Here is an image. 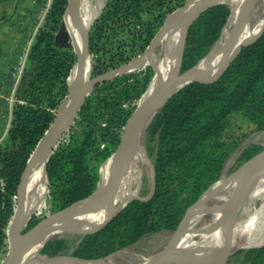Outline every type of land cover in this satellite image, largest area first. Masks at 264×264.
I'll return each mask as SVG.
<instances>
[{
  "label": "trees",
  "instance_id": "obj_1",
  "mask_svg": "<svg viewBox=\"0 0 264 264\" xmlns=\"http://www.w3.org/2000/svg\"><path fill=\"white\" fill-rule=\"evenodd\" d=\"M184 1L108 0L89 35L91 49L97 41L105 44L109 40L121 48L127 44L125 34L132 42L144 31L148 44L166 15ZM66 6L67 0H52L42 25L32 37L14 92L10 123L0 139V262L7 252V226L14 212L21 175L56 109L69 93L76 57L60 37L63 29L59 25ZM230 11L228 4H219L193 22L185 42L183 68L194 66L220 43ZM186 58L193 60L186 63ZM109 79L97 82L95 87L110 83ZM237 112L253 124L252 131H264V30L250 39L230 64L217 65L174 94L152 115L149 128L154 139L151 152L155 189L148 200H132L111 221L82 233L77 243L67 249L62 241L48 240L40 253L85 259L110 253L115 256L148 233L176 229L199 196L219 180L234 151L237 156L230 172L264 149L255 143L240 148V143L226 138L229 118ZM87 153L88 144L83 141L64 155L55 151L47 159V178L50 187L57 189L52 196L58 212L96 187ZM62 158L69 166L64 174H60ZM40 221L33 217L25 230ZM227 260L226 264H264V243L249 245L246 241V246L231 252Z\"/></svg>",
  "mask_w": 264,
  "mask_h": 264
},
{
  "label": "water",
  "instance_id": "obj_2",
  "mask_svg": "<svg viewBox=\"0 0 264 264\" xmlns=\"http://www.w3.org/2000/svg\"><path fill=\"white\" fill-rule=\"evenodd\" d=\"M229 1L231 0H185L179 7L174 9L165 17L161 27H159L149 41L144 55L132 59L119 67L113 68L95 77L94 79H91L90 72L86 77L88 65H91V62L89 64V53L87 50L88 30L81 16V1L68 0V11H70L78 31L82 34V38L81 40H78L75 33H73V31H67L66 27L61 31L60 37L75 54L76 63L72 72H75V80L80 84L81 92L78 97H76L73 108L64 118H61L60 111L63 103L59 106L54 120V122L57 121L56 125H53L54 122L50 124L49 128L37 143L18 184L17 194L15 196L17 203L16 207L19 209L23 208V192L26 179L30 176L31 171L38 162L46 144L49 141L54 140V144L52 145L53 149L61 132L73 121L85 97L90 93L97 82L109 77L112 78L119 72H123L130 67H135L143 62H146L153 68L158 78V84L150 94L144 96L142 101L128 118L124 126L119 146L112 155V168L108 178L106 180H102L98 185H96L95 189L84 198L75 202L61 212L57 211L56 215L41 220L39 223L27 230H24L23 228L29 223L32 216H25L22 221L16 222L14 212L7 226V252L0 264H31V261H29L31 258L25 259L23 256L33 245H38V249L35 251L33 257L41 256L43 259L41 262H44L45 264H118L114 259L113 253L98 258L85 259L68 254L48 256L46 254H41L40 249L49 238L61 232L85 233L90 229L105 225L132 200L138 199L146 201L153 195L155 189V168L146 156L151 168L152 176L149 194L145 197L134 195L128 197L123 202H116L119 188L131 158L137 150L141 148L142 132L147 122L150 120L152 115L174 94L208 73L213 68L215 58L218 55L221 56L219 66H226L230 64L237 57L242 47L250 39L264 30L263 18L261 24L256 28V31L251 36L240 40V36L245 30V27L252 28L250 15L256 2L258 1L246 0L239 18L233 26V31L224 41H222L221 38L219 47L203 56L191 68L181 72L185 42L188 30L193 22L207 9L219 4H227ZM173 22L180 24V30L169 51L168 71L164 76L153 59V52ZM203 61L207 62V67L201 66ZM20 77L21 74L18 77L16 86ZM44 171L48 187L46 166ZM263 178L264 149L260 150L245 161L230 177L216 181L199 196L196 202L183 215L175 230L171 245L164 252L136 264H173L177 262L184 264H224L231 253L233 233L239 212ZM232 184L234 185L230 196L223 200L221 204L216 205L209 203L210 199L213 198L214 193L225 190ZM102 209L107 210V214L98 222H92L88 219H83L80 216L81 212L91 213ZM218 210H221V214L217 221V226L222 229L223 232L222 243L219 246L215 248H187L179 245L180 239L189 231L190 223L197 214L205 216Z\"/></svg>",
  "mask_w": 264,
  "mask_h": 264
},
{
  "label": "rangeland",
  "instance_id": "obj_3",
  "mask_svg": "<svg viewBox=\"0 0 264 264\" xmlns=\"http://www.w3.org/2000/svg\"><path fill=\"white\" fill-rule=\"evenodd\" d=\"M40 1L42 7L38 15L39 17L36 21L37 23H35L34 25L36 27V31L42 25L44 21V18L42 19V16L46 14L47 11H49L48 9L50 8L52 2V0ZM80 1L81 15L85 19L84 24L88 30L87 50L89 53L88 57L91 61V79H94L95 77L113 68L127 63L125 61L127 58V61H129L144 55L146 47L148 45L147 43H145V37L147 36L145 31L143 33H139V36L141 37L133 40L132 42L128 40L127 34H125V36L122 35L123 37H125L124 41H126L127 44L121 48L118 47L116 42H111V40H109L110 42L108 41V43L105 44L103 42L97 41L94 48L91 49L89 44V35L93 32L95 23L103 13L108 0ZM227 4L232 11L230 15L231 18V16L233 15V3L232 1H229V3ZM67 13L68 0L67 6L65 7L61 18V23L59 25L61 29H64L66 27V24L68 25V23H66ZM263 17L264 0H258L250 15L251 27L255 28ZM232 31L233 26L230 24L229 19L223 28L221 37L222 41H224L226 39L225 37H227V35H229ZM110 35L112 36V34ZM33 36L29 37L27 43L28 46ZM169 43V38H164L163 41H160L155 47L153 57L157 58L159 62ZM219 44L220 43L214 46L212 51L216 50L219 47ZM120 53H122V56L119 55ZM120 56L124 60H121ZM192 60V58H186V63H190ZM184 61L185 58L183 53L181 72L188 69L183 68ZM154 74L155 72L153 68L148 65V63L143 62L142 64H139L135 67H130L123 72L117 73L108 80V82L110 83H107L100 87L94 86L90 93L85 97L73 121L61 132L59 138L55 142L53 149L51 148L52 152L50 150L51 155L49 156H52L55 151L64 155V153L67 152L69 148L75 145L79 146L81 143H83V141L87 142L88 168L96 179V185H98L103 180V178H105V172L111 167L112 155L119 146L124 126L131 113L139 105V103L144 98L147 90L150 88V85L154 78ZM13 92L11 93V96L13 95ZM65 99L61 102V104L65 101ZM9 102H11V97L9 98ZM58 109L59 107L55 111V116L52 123L56 118ZM149 122L150 120L147 122L143 129L140 149L145 152L148 159L152 162L153 155L151 151H153L154 149V139L152 137V131L149 128ZM252 129L253 124L245 116L237 112L230 116L225 136L231 142L236 141L240 143V148L248 145L249 143H255L264 147V131H252ZM236 156V151H234L229 156V158L225 162V166L219 180L230 177L236 171L235 169L230 172V168L233 165ZM61 168L62 170H60V174H64L68 170L69 166L67 165L66 158H62ZM137 168L141 172L142 180L140 179V184L136 191V195L145 197L149 194L151 187V168L148 161L138 162ZM55 190L57 189H54V187L52 186L50 187V184L48 182V187L42 200V205L39 210L32 215L31 219L33 217H36L40 220H44L57 214V210L54 206L55 197L52 196V192H54ZM231 192L232 189H225L218 193H214L213 198L210 199L209 203L219 205L223 202V200L230 196ZM219 197H221L222 199ZM14 205L15 212L17 205L15 198ZM215 214H221V210L205 215L200 223L195 228H193L192 232L195 238L198 237L200 235L199 232L201 233L206 225L210 223L213 215ZM261 220L262 222L264 220V182L254 191V193L249 196L239 212L236 221V227L233 233L231 252H234L238 248L245 247L246 241L247 244L251 245V242L253 240L250 239L249 236L254 229L253 226L256 222H261ZM26 226H24V230L26 229ZM175 230L176 229H161L159 231L148 233L142 236L136 243L132 244L125 250L116 253L114 257L116 258L118 264H136L159 255L171 245ZM195 234H198V236ZM81 235V232H61L49 238L48 240L53 242L62 241L66 246V248L64 249H67L69 245H74L75 243H77ZM42 260L43 259L41 256H34L31 260V264H39ZM227 262L228 260H226L224 264H226ZM173 264L184 263L177 262Z\"/></svg>",
  "mask_w": 264,
  "mask_h": 264
},
{
  "label": "bare ground",
  "instance_id": "obj_4",
  "mask_svg": "<svg viewBox=\"0 0 264 264\" xmlns=\"http://www.w3.org/2000/svg\"><path fill=\"white\" fill-rule=\"evenodd\" d=\"M233 3V15L230 18V24L234 26L240 16L242 7L246 0H231ZM231 6V5H230ZM232 7V6H231ZM232 12V11H230ZM82 16V15H81ZM264 18V17H263ZM263 18L261 21L256 25L255 28H250V27H245V30L242 32L240 36V40L245 39L249 36H251L255 31L256 28L261 24ZM83 22L85 21L84 17L82 16ZM66 28L67 31L71 30L75 35L77 36L78 40H81L82 34L78 31L76 25L74 24L73 18L71 16L70 11L67 13L66 17ZM180 30V24L179 23H172L170 27L168 28L166 34L163 36L161 41H163L164 38H169L170 43L168 44L164 54L162 55L160 62L158 61L157 58H154L155 63L157 64L159 70L161 73L165 76L167 71H168V65H169V51L171 47L173 46L178 32ZM228 32V31H227ZM227 34V33H226ZM228 36V35H227ZM226 38V37H225ZM220 55H218L215 58V64L213 65V68H215L217 65H219V60H220ZM89 64H90V58L88 57ZM207 62L203 61L201 66L202 67H207ZM212 68V69H213ZM89 72L91 73V65H88V70H87V75H89ZM158 84V78L156 74H154L153 81L150 85V88L147 90L146 95L150 94L157 86ZM81 92L80 89V84L75 80V72L73 71V75L70 77L69 80V94L66 100L63 102L61 106V118H64L73 108V104L75 102L76 97H78L79 93ZM68 99V100H67ZM57 121L53 123V125H56ZM54 143L53 141H49L44 150L43 153L41 154L38 162L34 166L33 170L30 173V176L27 177L25 185H24V192H23V208L19 209L16 207L14 217H16V222L22 221L23 217L27 216H32L36 211L39 210V208L42 205V200L45 196V192L47 189V183H46V178H45V166L47 163V159L49 158L50 155V150L52 148V145ZM146 162V154L143 152L141 149L137 150V152L133 155L131 158V161L127 167V170L125 172V175L123 177L121 186L119 188L117 197H116V202L120 203L123 202L125 199H127L130 196L136 195V191L138 189V186L140 184V179H141V172L137 168V163L138 162ZM112 165L111 167L105 172V178L103 180H106L110 174ZM142 180V179H141ZM264 182V178L259 182L255 190ZM232 184L231 186L227 187V189H232L233 188ZM254 190V191H255ZM254 191L252 193H254ZM218 198V197H217ZM221 198V197H219ZM222 199V198H221ZM107 214V210L102 209L100 211H94L91 213H84L81 212L80 216L83 219H88L89 221L92 222H98L102 220ZM220 214H215L213 215L212 220L206 227L203 229V231L200 233L199 236L195 238L192 230L195 228L202 218L204 217L201 214H197L191 221L190 226H189V231L185 234L184 237H182L179 241V245L187 248H215L219 246L222 243L223 239V232L222 229H220L217 226V221L219 219ZM236 227V225H235ZM198 229V228H197ZM199 230V229H198ZM197 231V230H196ZM201 231V230H200ZM195 233V232H194ZM38 249V245H33L31 246L24 254L25 259H29L33 257L35 251ZM31 259L29 261H31ZM39 264H45L44 262H40Z\"/></svg>",
  "mask_w": 264,
  "mask_h": 264
},
{
  "label": "crops",
  "instance_id": "obj_5",
  "mask_svg": "<svg viewBox=\"0 0 264 264\" xmlns=\"http://www.w3.org/2000/svg\"><path fill=\"white\" fill-rule=\"evenodd\" d=\"M41 7L40 0H0V138L10 123L13 104L9 98L27 56L28 39L35 34ZM253 227L251 245H263L264 220Z\"/></svg>",
  "mask_w": 264,
  "mask_h": 264
},
{
  "label": "built area",
  "instance_id": "obj_6",
  "mask_svg": "<svg viewBox=\"0 0 264 264\" xmlns=\"http://www.w3.org/2000/svg\"><path fill=\"white\" fill-rule=\"evenodd\" d=\"M20 74H21V72H19V76H20ZM16 89V88H15ZM14 92H15V90H14ZM14 92H13V95L11 96V104H13V102L15 101V99H14ZM9 126V125H8ZM8 128V127H7ZM7 131V130H6ZM6 133V132H5ZM5 133H3V135H2V137L1 138H3V136L5 135ZM0 138V139H1Z\"/></svg>",
  "mask_w": 264,
  "mask_h": 264
}]
</instances>
